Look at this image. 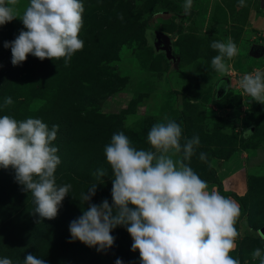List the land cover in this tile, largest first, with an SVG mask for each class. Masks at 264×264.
<instances>
[{
  "label": "rangeland",
  "instance_id": "374dc122",
  "mask_svg": "<svg viewBox=\"0 0 264 264\" xmlns=\"http://www.w3.org/2000/svg\"><path fill=\"white\" fill-rule=\"evenodd\" d=\"M83 3L84 48L67 67L63 59L31 55L13 66L3 43L14 40L23 24L17 18L0 26V105L5 97L13 100L0 107V116L59 125L53 142L61 159L56 182L72 185L57 217L41 220L33 214L31 193L15 182L14 170L0 168V258L23 264L31 253L47 264H115L117 258L140 264L124 227L112 231V248L97 252L69 242V223L87 207L79 200L93 183L100 185L92 202L106 198L111 204L113 177L104 147L112 134L122 131L135 148L148 149L150 127L167 116L181 125L185 137L199 136L191 167L201 179L210 189L238 195L240 237L231 255L241 264H259L251 253L264 248V104L244 93L238 81L247 72L264 71V0H246L243 8L238 0H193L190 14L184 13V0ZM27 4L20 0L21 12ZM150 29L166 35L169 56L149 43ZM228 37L240 52L222 74L212 67L218 53L210 44ZM201 152L205 162L198 159ZM98 168L107 170L103 179L94 175ZM239 182L242 191L236 189Z\"/></svg>",
  "mask_w": 264,
  "mask_h": 264
},
{
  "label": "clouds",
  "instance_id": "9594fccd",
  "mask_svg": "<svg viewBox=\"0 0 264 264\" xmlns=\"http://www.w3.org/2000/svg\"><path fill=\"white\" fill-rule=\"evenodd\" d=\"M20 0H0V26L19 18L23 29L3 47L11 50V64L19 66L29 55L43 61L63 59L67 67L75 53L82 51L80 32L84 26L83 0H28L23 11ZM246 6V0H238ZM193 0H184L182 8L190 14ZM123 19V14H118ZM218 54L211 60L219 73H227L229 64L240 49L232 38L212 41ZM239 88L256 103L264 104V71L245 73ZM13 104L5 97L3 105ZM131 122V118H129ZM59 125L51 128L40 118L17 120L0 116V168L14 170L15 182L22 191L31 193L33 214L39 219L57 217L71 184L58 185L56 170L61 163L59 149L53 145ZM249 132V131H248ZM148 149L135 148L122 131L112 134L104 147V156L112 172L111 204L108 199L93 203L99 183L81 192L79 202L87 205L81 215L69 223L70 241H79L97 252L112 248V231L124 227L131 237V251L139 252L140 264H241L231 253L240 237L236 224L241 207L218 190L191 167L200 138L183 135L175 120L165 116L147 133ZM198 159L206 161V154ZM97 179L107 176L104 168L96 169ZM252 261L264 264V248L251 253ZM0 264H13L0 258ZM23 264H47L29 253ZM115 264H123L117 258Z\"/></svg>",
  "mask_w": 264,
  "mask_h": 264
},
{
  "label": "water",
  "instance_id": "95a60500",
  "mask_svg": "<svg viewBox=\"0 0 264 264\" xmlns=\"http://www.w3.org/2000/svg\"><path fill=\"white\" fill-rule=\"evenodd\" d=\"M147 40L155 47L165 50L166 55L169 56L167 37L164 33L155 29H150L147 32Z\"/></svg>",
  "mask_w": 264,
  "mask_h": 264
},
{
  "label": "trees",
  "instance_id": "16d2710c",
  "mask_svg": "<svg viewBox=\"0 0 264 264\" xmlns=\"http://www.w3.org/2000/svg\"><path fill=\"white\" fill-rule=\"evenodd\" d=\"M221 185V184H220ZM219 185V186H220ZM221 195H224V196H229L231 198H233L234 200L238 201V195H236L233 191H230V190H224L222 191L219 187V189H217ZM258 233V232H257Z\"/></svg>",
  "mask_w": 264,
  "mask_h": 264
},
{
  "label": "crops",
  "instance_id": "0c3cea01",
  "mask_svg": "<svg viewBox=\"0 0 264 264\" xmlns=\"http://www.w3.org/2000/svg\"><path fill=\"white\" fill-rule=\"evenodd\" d=\"M252 20V19H251ZM253 22V21H252ZM236 189H237V191H242V189H243V185L239 182V185L238 186H236ZM236 194V193H235ZM226 197H229V196H226Z\"/></svg>",
  "mask_w": 264,
  "mask_h": 264
}]
</instances>
